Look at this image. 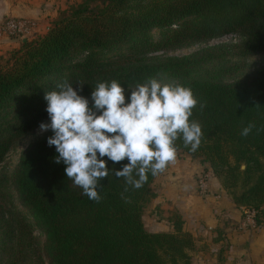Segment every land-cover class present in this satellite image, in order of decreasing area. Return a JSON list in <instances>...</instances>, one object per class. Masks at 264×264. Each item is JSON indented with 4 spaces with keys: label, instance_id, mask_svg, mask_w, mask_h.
<instances>
[{
    "label": "trees",
    "instance_id": "1",
    "mask_svg": "<svg viewBox=\"0 0 264 264\" xmlns=\"http://www.w3.org/2000/svg\"><path fill=\"white\" fill-rule=\"evenodd\" d=\"M154 28L161 32L158 40ZM226 35L239 39L183 55H147ZM16 38L19 45L0 53V162L50 120L44 97L59 83L67 81L81 95L91 94L98 82L116 80L128 102L130 88L167 78L163 83L190 87L205 105L190 117L202 125L199 149L192 152L178 139L177 150L209 163L234 202L245 207L243 217L255 209L261 222L264 64L238 76L241 66L231 58L264 52V0H81L62 9L46 32ZM250 123L255 127L242 136ZM53 135L49 127L32 139L12 178L20 203L45 235L48 264H194L196 237L180 214H174L170 231H151L145 224L156 176L148 173L143 187L125 191V180L110 171L97 203L67 178L66 165L55 162L58 153L47 143ZM126 163L109 160L107 167L122 170ZM24 219H17V230L31 232ZM9 234L13 239L16 230Z\"/></svg>",
    "mask_w": 264,
    "mask_h": 264
},
{
    "label": "clouds",
    "instance_id": "2",
    "mask_svg": "<svg viewBox=\"0 0 264 264\" xmlns=\"http://www.w3.org/2000/svg\"><path fill=\"white\" fill-rule=\"evenodd\" d=\"M57 89L45 94L51 124L41 123L40 128L52 129L54 135L47 143L58 153L55 162L66 165L67 178L97 203L102 199L98 192L101 180L110 171L125 180V191L127 186L140 189L148 173L157 176L175 161L178 139L192 152L201 145L202 125L190 117L193 109L205 105L190 87L151 78L130 88L126 102L119 82H98L91 93L92 107L67 81ZM254 127L250 123L241 135L247 137ZM125 159L128 163L122 170L107 167L109 160L116 164Z\"/></svg>",
    "mask_w": 264,
    "mask_h": 264
},
{
    "label": "crops",
    "instance_id": "3",
    "mask_svg": "<svg viewBox=\"0 0 264 264\" xmlns=\"http://www.w3.org/2000/svg\"><path fill=\"white\" fill-rule=\"evenodd\" d=\"M78 1L0 0V22L11 16L27 17L37 33H44L62 9ZM19 43L16 37L0 36V53ZM199 174L208 178L207 194L199 187ZM152 189L143 212L149 230H173L172 218L178 213L185 220L184 228L196 237L201 264H219L221 252L224 264H264V207L260 223L243 225L245 207L234 202L209 163L177 150L175 161L155 177ZM152 207L153 221L148 225L145 209Z\"/></svg>",
    "mask_w": 264,
    "mask_h": 264
},
{
    "label": "rangeland",
    "instance_id": "4",
    "mask_svg": "<svg viewBox=\"0 0 264 264\" xmlns=\"http://www.w3.org/2000/svg\"><path fill=\"white\" fill-rule=\"evenodd\" d=\"M141 1L147 2L149 0ZM153 34L154 38L158 40L161 36L159 28H154ZM238 39V37L236 38L232 35H226L213 38L208 42H193L173 48H161L155 52H148L147 55H183L195 51L207 43L233 42ZM122 51L126 53L130 52L127 48H123ZM231 59L240 64L241 67L236 72V75L241 76L264 64V52H257L246 56H233ZM166 80L168 79L165 78L164 80H161V82ZM81 96L88 99L89 102L93 101L91 94H81ZM43 123L50 125L51 120H47ZM42 131L44 130H42L40 126L31 131L14 144L4 159L0 162V216L4 213L6 219H0V264H48L43 251L45 235L39 230L34 219L29 216L27 209L20 203L12 180L13 173L23 150L29 145L32 139ZM145 210L146 222L149 225V223L153 221V207ZM19 216H25L24 223L32 228L31 232H28L26 229L24 230L25 232L17 230L16 222ZM12 228L16 230V236L13 239L9 234V229ZM20 235L21 239L18 240L17 238ZM223 253L224 252H221V255ZM198 254L199 252H197V249L195 248L192 251L193 262H199L201 264L203 260L200 259ZM221 255L219 264H224ZM24 256L25 258L21 259Z\"/></svg>",
    "mask_w": 264,
    "mask_h": 264
},
{
    "label": "built area",
    "instance_id": "5",
    "mask_svg": "<svg viewBox=\"0 0 264 264\" xmlns=\"http://www.w3.org/2000/svg\"><path fill=\"white\" fill-rule=\"evenodd\" d=\"M35 31L34 22L27 17H7L0 22V36L24 37L30 36ZM198 184L202 192H208V178L205 174L198 175ZM256 210L248 209L242 220V224H255Z\"/></svg>",
    "mask_w": 264,
    "mask_h": 264
},
{
    "label": "water",
    "instance_id": "6",
    "mask_svg": "<svg viewBox=\"0 0 264 264\" xmlns=\"http://www.w3.org/2000/svg\"><path fill=\"white\" fill-rule=\"evenodd\" d=\"M26 39H27V37L24 38V40H26ZM245 166H246V164L243 163V164H242V167H245Z\"/></svg>",
    "mask_w": 264,
    "mask_h": 264
}]
</instances>
